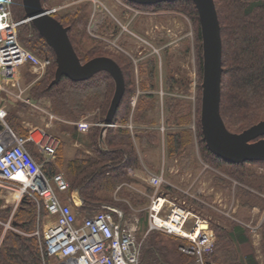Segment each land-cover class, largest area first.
Returning <instances> with one entry per match:
<instances>
[{"label": "trees", "instance_id": "obj_1", "mask_svg": "<svg viewBox=\"0 0 264 264\" xmlns=\"http://www.w3.org/2000/svg\"><path fill=\"white\" fill-rule=\"evenodd\" d=\"M213 1L220 26L222 45L220 115L228 131L239 133L264 120V0ZM41 2L43 4V0ZM127 3L132 6H144L129 1ZM175 3L188 9L187 14L196 25V62L199 77H202V42L198 13L194 3L190 0H176L149 5ZM14 6V11H19V14L14 17L15 20L25 19L21 0H14L12 7ZM53 16L68 28L69 40L82 63L94 57L107 55L106 53L109 51L105 44L94 41L90 37L84 38L83 29L88 16L86 5L84 8L77 6L59 14L58 17L54 14ZM18 40L32 53L49 59L45 74L32 87L30 99H45L47 111L67 121L76 122L84 117L87 120L88 113L89 115L93 114L95 120L98 121L96 125H91L86 132L84 149H76L72 157L64 158L60 143L54 159L43 165L45 174L49 176L55 173L63 174L69 187L66 194L76 190L82 199V204L77 208L79 214H91L102 204L117 207L125 214L129 209L128 203H132L133 200L122 201L115 197H119L123 193L128 198L136 197L126 188L125 184L131 180L127 169L137 168L140 163L132 142L133 137L138 139L141 144L144 142L151 144L156 140V131L138 130L130 133L126 127L117 125L118 122L125 123L127 121L130 100L134 93V90L127 91L125 69L116 62L124 76L125 90L112 119L114 126L107 127L102 131V126L99 124L103 123L105 119L114 93V82L110 75L101 71L87 80L78 82L62 77L58 83L50 86L56 69V60L52 49L30 22L20 25ZM177 80L174 76H170V85ZM153 98L154 95L151 92L140 94L137 98V108L140 109L143 106L141 103L146 107L148 100H153ZM168 103L170 113L166 112L167 124H180L190 116L189 109H186V106L183 107L184 103L181 102V108H179V103L172 104V100ZM173 107H178L181 110L175 108L174 111H171ZM146 109L137 114L136 121L145 120ZM198 109L197 107V113ZM6 120L16 134L25 136L21 120L15 113H8ZM196 136L204 155L212 157L216 163L237 169L238 178L242 177L244 182L245 179L251 181L260 179L262 183L258 184V188L264 191V174L253 169L247 170L249 165H264V161L234 164L213 155L205 145L199 120ZM165 137L167 153L170 157L174 156L178 160L186 154L189 142L186 129L168 131ZM28 144L27 149L35 155L33 151L35 150L37 153V150L33 149L34 144L31 142ZM165 188L166 192L163 193L167 195L176 193L171 185H165ZM237 191L246 196L241 200L244 207L250 209V207L263 202L259 195L256 196L249 190L237 188ZM10 214L11 209H0V264H43L38 239L32 234L37 224L36 205L26 196L13 213L11 223H13V228L20 232L4 229V222ZM41 214H45L44 209ZM139 220L137 232L139 231L141 235L137 233V237L138 240H141L140 261L142 264H188L192 261L190 256L179 250V243L164 242V239L159 237L161 234L155 231L145 234L147 219ZM212 228L216 232V241L210 258L215 264H261L255 254H242L238 250L240 245L249 241L244 226L235 223L229 228H225L213 224ZM260 232L261 252L264 261V220L260 226Z\"/></svg>", "mask_w": 264, "mask_h": 264}, {"label": "rangeland", "instance_id": "obj_2", "mask_svg": "<svg viewBox=\"0 0 264 264\" xmlns=\"http://www.w3.org/2000/svg\"><path fill=\"white\" fill-rule=\"evenodd\" d=\"M127 2L126 0H84L79 4L60 8L54 13L58 17L59 14L77 6L84 8L86 5L88 16L83 29L84 38L90 37L94 41L105 44V47H109L106 56L114 58L113 60L125 69L127 91L134 90L127 121L125 123L118 122L117 125L126 127L130 133L138 130L156 131V140L151 144L145 142L141 144L135 137L132 140L140 163L137 168H130L133 171L129 176L131 180L125 184L126 188L136 197L128 198L123 193L121 196L124 197L119 195L115 199L133 200L132 203H128L129 209L125 213L126 217L137 219L138 222L139 219L141 221L147 219V207L153 192L149 186L148 178L151 175L161 174L163 181L159 190L166 192L165 185H171L176 193L168 194L170 198L189 207L195 214L206 218L210 222L211 228L213 224L225 228H229L235 223L244 226L249 241L240 245L238 250L242 254H255L260 263L264 264L260 243V226L264 220V191L258 188V184L262 181L260 179L254 181L245 179L244 182L242 177L238 178L237 169L216 163L212 157L204 155L199 139L197 140L196 129L200 112L202 77H199L196 62V25L188 16V9L176 3L158 6H132ZM62 4V0H43L42 6L49 10L58 8ZM14 8L15 6L12 7L13 18L19 14V11H14ZM113 43L114 46H112ZM36 56L39 59H46L39 55ZM47 67L39 75L33 72L29 65L21 66L16 77L19 81L15 80L6 85L5 90L0 92V108L4 110L6 123L8 113L16 114L17 108L24 104V101L31 103L32 100H43L30 99V96L34 83L45 74ZM170 76L178 79L177 82L170 85ZM148 92L153 93V100H148L146 107L141 103L143 106L138 109V96ZM170 100H172V104L179 103V108H181L182 102L184 103L183 107L186 106V109H189L190 116L180 124L166 123L165 117L167 116L166 112H169L168 101ZM197 107L199 108L198 113ZM175 108L173 107L171 111H174ZM179 108L176 109L181 110ZM143 109H146L145 120L136 121L137 114ZM87 116V121L92 125L97 124L98 121L94 116H90L89 113ZM54 117L58 121H67L56 115ZM20 120L22 123L23 119ZM68 122L73 123L74 121ZM181 129H186L189 142L186 154L176 160L174 156L170 157L167 153L165 136L168 131ZM66 148L67 146L61 145L62 155L64 158L72 157L76 150L69 148L66 150ZM33 152L35 153V155L32 154L33 157L39 161L38 153L35 150ZM65 154H72V156ZM250 169L264 174V165H249L247 170ZM237 188L249 190L256 196L259 195L263 202L250 207V209L242 206L241 200L246 196L239 193ZM69 196V194L61 195L62 199ZM14 205L13 194L7 190H0V209H11V214L4 222V229L20 232L14 229L13 223H11L12 213L17 210L14 209ZM140 227H142L141 224ZM155 232L161 234L159 237H162L164 242L182 244V240L175 236L161 231ZM137 233L140 234L139 231ZM215 235L216 232H214V237Z\"/></svg>", "mask_w": 264, "mask_h": 264}, {"label": "built area", "instance_id": "obj_3", "mask_svg": "<svg viewBox=\"0 0 264 264\" xmlns=\"http://www.w3.org/2000/svg\"><path fill=\"white\" fill-rule=\"evenodd\" d=\"M62 1L58 8H43L53 16L58 9L84 0ZM12 2L0 0V92L17 80L21 66L27 64L41 75L49 64V59H39L19 42V27L28 21L13 18ZM4 114L0 108V190L13 194L14 209L26 196L36 205L37 228L32 234L38 239L43 264H142L138 220L126 217L122 210L107 204L100 205L91 214H80L79 218L72 191L66 199L61 197L69 190L63 174L49 176L43 170V165L54 159L59 141L38 129L29 131L25 137L19 136L6 123ZM73 124L82 133L92 125L84 118ZM27 142L36 147L39 161L27 149ZM132 173L128 168V176ZM162 181L161 174L148 178L153 192L147 207L146 233L161 231L182 240L179 250L193 261L188 264H215L210 258L215 245L210 222L160 191Z\"/></svg>", "mask_w": 264, "mask_h": 264}, {"label": "water", "instance_id": "obj_4", "mask_svg": "<svg viewBox=\"0 0 264 264\" xmlns=\"http://www.w3.org/2000/svg\"><path fill=\"white\" fill-rule=\"evenodd\" d=\"M140 5L176 0H127ZM198 13L202 42V81L199 122L203 140L213 155L224 161L241 164L264 161V120L239 133L227 130L220 115L222 45L220 26L213 0H190ZM25 19L52 49L56 69L50 83H58L62 77L71 81H84L105 71L114 82V93L103 121L102 131L110 127L121 101L125 80L121 68L110 57L98 56L84 63L77 57L68 37V28L54 16L46 13L41 0H21ZM2 125L0 124V129Z\"/></svg>", "mask_w": 264, "mask_h": 264}, {"label": "crops", "instance_id": "obj_5", "mask_svg": "<svg viewBox=\"0 0 264 264\" xmlns=\"http://www.w3.org/2000/svg\"><path fill=\"white\" fill-rule=\"evenodd\" d=\"M26 66H27V64H26ZM29 68L32 69L33 72H35L33 67L29 66ZM18 74H19V72H18ZM16 81H19V79H17ZM17 83H19V82H17ZM46 102L47 101L44 99L39 100V101L32 100L31 103H30V101L29 102L24 101V104H21V106L17 108L16 115L20 119L21 118L23 119L22 120V125H23L22 129H24V131H25L24 132L25 136L29 133V131H31L33 129L43 130L49 136L56 138L59 141V144L61 143L60 145H62V146L63 145L67 146V148L73 149V150H76L79 148L84 149V145L86 144V142H85L86 133L79 132L77 130L76 126L72 122L62 121V120L58 121V119L56 117L52 118L50 116V114L47 112V109H46L47 103ZM25 108H27L29 111L26 112L25 110H27V109H25ZM23 109H25V110L21 111ZM90 116H93V114H91ZM86 117H88V116H86ZM17 135H19V134H17ZM25 136H23V137H25ZM28 145L29 144L27 142L26 147ZM31 146H32V144H31ZM34 148L36 149V147L33 145V149ZM67 148H66V150H67ZM38 155H39V153H38ZM65 155L66 156H72V154L71 155L65 154ZM39 157H40V155H39ZM68 158H70V157H68ZM38 160H40V158ZM71 197L73 200V206H75L76 209L79 208L80 205L82 204V199L76 190L72 191ZM169 198H170V196H169ZM145 234H147V233H145ZM256 259L258 260L257 257H256Z\"/></svg>", "mask_w": 264, "mask_h": 264}, {"label": "flooded vegetation", "instance_id": "obj_6", "mask_svg": "<svg viewBox=\"0 0 264 264\" xmlns=\"http://www.w3.org/2000/svg\"><path fill=\"white\" fill-rule=\"evenodd\" d=\"M64 13V12H63Z\"/></svg>", "mask_w": 264, "mask_h": 264}]
</instances>
